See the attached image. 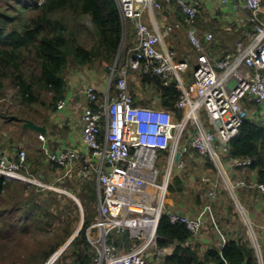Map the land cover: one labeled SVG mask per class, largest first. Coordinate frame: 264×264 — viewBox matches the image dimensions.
I'll return each instance as SVG.
<instances>
[{
  "label": "built area",
  "instance_id": "obj_1",
  "mask_svg": "<svg viewBox=\"0 0 264 264\" xmlns=\"http://www.w3.org/2000/svg\"><path fill=\"white\" fill-rule=\"evenodd\" d=\"M115 1L122 36L127 20L134 23L135 45L118 69L115 62L103 98L92 85L82 91L88 103L97 106L87 104L81 113V145L85 150L63 148L48 153L47 160L64 169L65 176L77 161L81 177H87L89 170L96 176V212L84 232L92 247V264H149L152 251L160 252L156 227L162 215L171 223H183L194 234L201 228L199 217L181 216L165 207L172 171L183 167L188 149L194 148L220 163L229 141L248 116V108L258 107L256 116L264 118V0H239L251 28L243 40L235 42L231 52L219 56L205 50L204 44L213 40V34L199 35L196 0ZM170 5L179 10L187 24L186 34L196 52L191 67L186 58L177 60L176 51L163 41L181 23L161 25L155 18V11L163 12ZM144 12L149 15V23L142 20ZM129 70L151 80L159 78L162 86L173 82L179 91L174 111L136 104L126 87ZM114 74L113 94L110 86ZM65 104L66 100H60L57 108ZM176 152L180 156L175 164ZM249 163L234 161L235 165ZM26 168L24 150H19L15 158L0 151V176L5 181H33L47 186L32 179ZM203 181L209 185L208 200L216 199V180ZM229 184L233 188L254 186L242 180ZM257 187L264 193L263 185ZM236 206L243 209L240 203Z\"/></svg>",
  "mask_w": 264,
  "mask_h": 264
},
{
  "label": "trees",
  "instance_id": "obj_2",
  "mask_svg": "<svg viewBox=\"0 0 264 264\" xmlns=\"http://www.w3.org/2000/svg\"><path fill=\"white\" fill-rule=\"evenodd\" d=\"M16 3L30 9L32 14L24 24L19 25L21 17L16 11L17 8L7 0H0V96L4 88L11 85L21 104L36 109L34 105L38 103L44 105L46 109L55 110L56 104L65 98L67 82L64 74L70 61L76 67H89L96 61L112 63L116 58L122 38V24L115 0H44L41 4H38L37 0L32 3L29 0H16ZM14 8L15 10L11 11ZM180 16L182 17L180 20L184 22L183 15ZM17 21L15 26L14 23ZM82 37L90 41V44L80 43ZM142 76L143 80H150L157 87L160 100L158 107L173 109L179 96L174 83L162 86L159 78L151 80L146 75ZM115 81L116 74L110 86V93L113 94ZM128 92L136 101L135 96L129 90ZM44 94L50 96L47 104L43 99ZM98 96L100 97L99 93ZM88 104L93 108L97 107L93 103ZM14 115L21 120L23 118L15 113ZM222 157L245 175L242 180L245 178L246 181H243L246 184H252L257 189V185L264 186V118L246 117L237 134L229 141L228 152ZM244 160H249L250 163L234 164V161ZM208 165L214 168L211 162H208ZM180 183L181 179L173 176L168 190L181 191ZM11 184L0 176V200L7 198L4 193ZM173 184L178 185V188H174ZM88 187L93 190V187ZM47 193L49 194H46L45 198L48 199L60 197L58 193ZM85 197L81 194L78 199L87 209L84 205ZM67 202L74 206L73 200L67 199ZM31 206L38 207L35 203ZM32 209L34 208L27 210L25 215L27 219L28 217L37 219L39 213L32 212ZM91 220L88 216L84 217L81 230L69 245L76 259L74 264L93 262L92 247L84 235L85 228ZM70 234L68 231L66 237L59 240L44 259L60 247ZM192 237V232L184 224L171 223L166 215H162L156 229V244L158 248L172 246L171 252L164 256L162 264L254 262L253 251L245 241L228 240L221 248L206 249L202 256H199L197 247L187 244ZM81 243L84 246L78 248L77 245Z\"/></svg>",
  "mask_w": 264,
  "mask_h": 264
},
{
  "label": "rangeland",
  "instance_id": "obj_3",
  "mask_svg": "<svg viewBox=\"0 0 264 264\" xmlns=\"http://www.w3.org/2000/svg\"><path fill=\"white\" fill-rule=\"evenodd\" d=\"M7 1L18 9H16V11L21 17L19 19V25L24 24L27 18L32 14V11L28 8L26 9L22 4H17L16 0ZM29 1L32 3L36 0ZM226 1L228 5H224L223 8L218 4L217 8L216 4L211 7L212 10L209 12V15L214 14L216 17H209L207 12H203V7L201 6L200 15L196 19L197 28L199 24L203 27L200 31L198 29L199 35L202 36V34L205 33L203 31L206 30L207 27H209L210 33L213 34V40L210 44L208 43V45L205 43V47L210 46L212 52L215 54L217 52L230 51L234 43L238 40H243L246 33L251 28L245 20L244 23L246 25H241V22H236L233 19V16L236 14L239 18H245L247 12L241 7L242 2L239 0L235 1V3H233V0ZM234 4L236 9L229 11L228 8L233 7ZM206 6L207 5H205V8H207ZM14 10L15 8L13 10L11 9V11ZM84 20L86 21V19ZM17 23L18 21L14 23V25L17 26ZM171 40L172 46L176 52H179L180 58H186L190 67L193 66L196 52L188 40L186 29L185 32L182 31V33L173 34ZM80 43L89 45L90 41L82 37ZM126 55L124 36H122L118 53L112 63H101L96 61L90 65L88 69H92L96 72L103 70L105 74H108V71L111 73V69L114 67L115 62L117 65L116 69H118ZM80 68L81 67L74 66L70 61L64 74L66 80L69 76H75V69ZM126 87L127 90L135 96L138 103H143V105L146 106H159L158 103L160 100L157 87H155L152 81L143 80V76L138 72H128ZM2 93V96H0V122H4L2 118L7 119L5 116H10L12 113H15L21 118L25 117L27 114L33 117L38 114L37 111H43L45 108L44 105L38 103L34 105L35 107L33 106L36 109L21 104L15 95V89H13L11 85H7ZM103 96V94L100 95L102 98ZM43 99L47 104L50 101V96L44 94ZM259 111L258 107L252 105L248 108L247 117L250 119L256 118L254 115ZM208 162H211L214 168H210ZM46 165L47 166L42 165L41 168H44L43 172L48 173V180L45 176L39 175L35 170H29V174L32 176L31 178L42 181L47 185L46 187H41L33 181H8L12 184L4 193V196L7 198H2L0 200V264H46L51 255H49L47 259H44L45 255L59 240H63L66 237L68 231H70L71 234L68 239L55 250V252L59 251V253L52 264H74L76 260L72 250L69 248L72 241L69 243L67 242L80 226L82 216H88L91 219L95 216L96 208L94 201L96 199V194L88 186L83 185L86 182H80L78 180L76 172L79 168V164L76 165L72 173L69 174L70 177L66 176L61 180H57V178L63 174V171L51 165ZM223 169L226 174L223 173ZM231 171L236 176H232L230 179L233 183L245 177L244 174L238 172L232 166H229V163L226 161L214 163L197 152L190 151L188 155L184 156L183 167H176L172 171L174 177L177 176L181 179L180 185L182 186V190H168L165 197V207L174 210L178 209L180 211L192 210L194 212L192 213L194 217L188 216L197 218L204 216L207 209L204 211L203 209L205 205H208L211 210L205 213V217H207V215L209 216L204 225H223L222 222L224 219L226 220L224 225H244L243 221L250 225L251 223H248V221L250 222L251 219L246 209H244L241 191L251 194L253 186H238L234 188V191L230 190L227 181H229ZM205 178L216 180L217 183V194L219 196H217V199L211 200V203L206 197L209 191V185L204 183L203 179ZM243 180L246 181L245 178ZM173 187L177 189L178 185L173 184ZM47 192L58 193L60 197H51L49 200L45 198L46 194H49ZM81 194L86 196L84 205L87 209L80 204L81 202L78 197H80ZM67 199L73 200L74 206L71 202H67ZM237 201L241 202L240 204L243 206L242 210L237 208L235 203ZM33 203L37 204L38 207H32L31 205ZM29 208H34L32 212L39 213L37 219H33V217H28L29 219H27L25 217ZM243 210L246 212L247 216L244 214ZM83 246V243L77 245L78 248H82ZM152 253L153 264H162V258L166 252L160 249L159 253L158 250L152 251Z\"/></svg>",
  "mask_w": 264,
  "mask_h": 264
},
{
  "label": "crops",
  "instance_id": "obj_4",
  "mask_svg": "<svg viewBox=\"0 0 264 264\" xmlns=\"http://www.w3.org/2000/svg\"><path fill=\"white\" fill-rule=\"evenodd\" d=\"M199 5V9L201 12V6L203 7V12H207L209 17H216L214 14H210L209 12L212 10L211 7L217 4L223 8L224 5H228V3H222L221 0H196ZM205 5H207L205 8ZM222 5V6H221ZM242 6V5H241ZM236 7H229V11L235 10ZM224 10V9H223ZM226 11V10H225ZM145 13V12H144ZM179 10L175 9L173 5L167 7V9L163 12L155 11L154 15L156 20L161 24L173 23L175 21H179L181 23V27L174 30L170 36H167L163 41L165 46L174 47L171 43L172 35L176 33L185 32L187 25L180 18ZM199 17V16H198ZM233 19L237 22H241V25H246L244 23V19L239 18L238 15H234ZM142 20L146 23H149L150 18L149 15L143 14ZM220 20V19H218ZM203 27L199 24V31ZM206 28L203 32H210ZM124 44L126 53H131L132 49L135 45V27L132 20H127L126 22V31L124 33ZM210 44V43H209ZM208 45V43H207ZM205 47V45H204ZM234 47V45H233ZM205 50L211 55H224L225 52H217L216 54L212 52L210 46L205 47ZM233 48L229 51L231 52ZM221 53V54H220ZM177 59L181 60L184 58H180L179 52H176ZM196 61V57H195ZM76 75L69 76L66 80V92L65 98L66 104L62 109H46L43 111H37L38 114L36 116L26 115L21 119L16 118L12 113L10 116H5L4 122H0V151L5 152L10 158H15L17 152L19 150L26 151L27 160V171L35 170L39 175H43L48 180V173L43 172L44 168H41L42 165L47 166L51 165L52 167H56L49 160H47L48 153L56 150H60L67 147H77L78 150H85L81 145V113L84 107L88 104V100L82 93V90L86 85H93L97 92L101 95L106 92L107 83H108V74L103 73L102 71H93L92 69H88V67H81L80 69H75ZM66 79V78H65ZM2 117V116H1ZM10 118V119H9ZM9 119V120H8ZM28 119L33 123L40 125L44 128L42 133H39L33 129L23 127L24 120ZM221 161H225L223 157H221ZM228 163V162H227ZM230 163V162H229ZM78 161L75 163L74 167L78 165ZM231 166V165H229ZM227 168H230L226 166ZM58 168V167H56ZM63 171L62 168H59ZM235 169V168H234ZM74 170V169H73ZM223 169V173H224ZM72 173V172H71ZM70 173V174H71ZM77 178L80 182H86L83 185L93 187V191L95 192V178L93 176L92 170H89L87 177L83 178L82 181L79 177L77 169ZM222 173V174H223ZM226 174V173H224ZM223 174V175H224ZM79 176V177H78ZM236 177L234 173L231 171V176H229V189L234 191V188L230 186L229 182H232L231 177ZM66 176L63 174L57 178V180L64 179ZM70 177V176H68ZM228 179V177L226 176ZM253 178V177H252ZM93 179V180H92ZM254 181V179H253ZM242 187V186H241ZM96 194V193H95ZM240 194V193H239ZM243 195L244 201V209H246L251 223L248 225L243 220L244 225H224L226 220H223V225H204L206 223L205 213L209 209L208 205H205V209H207L204 213V216L199 217L202 220L201 229L199 232L193 236L191 240L188 241V245L191 247H197L199 251V256H202V253L209 248L216 247L221 248L228 240H236V241H245L247 246L252 249L254 255V262L251 263H242V264H264V194L253 186L251 194L248 192L241 191ZM217 196H219L217 194ZM217 199V197H216ZM211 203V201H209ZM235 203H241L237 201ZM207 207V208H206ZM243 208V206H242ZM239 209V208H238ZM178 210V209H175ZM183 213L186 215H190L194 217V213L192 210H183ZM210 212V211H209ZM244 214L246 212L244 211ZM196 216V215H195ZM247 216V214H246ZM248 218V217H247ZM208 221V220H207ZM251 231V232H250ZM253 235V236H252ZM172 247H168V250L171 251ZM165 251V249H162ZM168 252V251H167ZM166 255V253H165ZM164 258V257H163ZM162 258V261H163ZM150 262V263H149ZM149 264H153V258L148 261Z\"/></svg>",
  "mask_w": 264,
  "mask_h": 264
},
{
  "label": "clouds",
  "instance_id": "obj_5",
  "mask_svg": "<svg viewBox=\"0 0 264 264\" xmlns=\"http://www.w3.org/2000/svg\"><path fill=\"white\" fill-rule=\"evenodd\" d=\"M43 2H44V0L41 1V2H40V0H37V3H38V4H41V3H43ZM199 13H200V12H199ZM198 15H199V14H198ZM197 18H198V17H197ZM186 25H187V24H186ZM196 28H197V26H196ZM186 29H187V28H186ZM197 29H198V28H197ZM205 33H206V32H205ZM204 45H205V44H204ZM234 45H235V43H234ZM233 48H234V47H233ZM228 52H229V51H228ZM176 59H177V56H176ZM184 59H185V58H184ZM177 60H179V59H177ZM181 60H183V59H181ZM193 65H195V63H194ZM130 71H131V70H129V72H130ZM109 73H110V72H109ZM139 74H140V73H139ZM110 75H111V73H110ZM109 78H110V76L108 77V80H109ZM112 81H113V78H112ZM186 81H189V80H186ZM86 86H88V85H86ZM92 86H93V85H92ZM84 88H85V87H84ZM115 88H116V87H115ZM106 89H107V88H106ZM82 91H83V90H82ZM96 91H97V90H96ZM82 93H83V92H82ZM63 100H66V99H63ZM134 100H135V99H134ZM135 103H136V104H140V103H138V102H136V101H135ZM140 105H143V104H140ZM144 106H146V105H144ZM151 107H152V106H151ZM56 108H57V104H56ZM57 109H58V108H57ZM164 109H166V108H164ZM170 110H173V109H170ZM173 111H174V110H173ZM180 116H181V113L179 112V114H177V118H179ZM190 151H195V152H197L198 154H200L196 149L190 147V148L188 149V152H187L186 155H188ZM186 155H185V156H186ZM200 155H201V156H204V157L208 158L210 161H212L210 157H208V156H206V155H202V154H200ZM26 159H27V157H26ZM26 163H27V160H26ZM50 163H51V162H50ZM52 164H53V163H52ZM53 165H55V164H53ZM55 166H56V165H55ZM56 167H58V166H56ZM58 168H59V167H58ZM63 171H64V173H65V170H64V169H63ZM68 176H69V175H68ZM78 177H79V176H78ZM79 178H80V180H82V177H79ZM93 178H95V187H94V189H95V193H96V176L94 175ZM172 178H173V177H172ZM78 180H79V179H78ZM171 181H172V179H171ZM170 183H171V182H170ZM69 195H70V194H69ZM70 196H72V195H70ZM79 201H80V200H79ZM80 204H81V203H80ZM80 210H81V209H80ZM172 210H174V209H172ZM241 210H242V209H241ZM174 211H180V210H174ZM81 212H82V211H81ZM181 212H182V211H181ZM82 213H83V212H82ZM176 213H177V212H176ZM184 215H186V214L184 213ZM184 215H181V216H184ZM186 216H188V215H186ZM188 217H190V216H188ZM93 218H94V216H93ZM93 218H92V220H93ZM92 220H91V221H92ZM91 221H90V222H91ZM83 222H84V216H82V224H81V223H80V224L83 225ZM177 223H180V222H177ZM182 224H183V223H182ZM87 226H88V225H87ZM185 227H186V226H185ZM81 228H82V226H81ZM156 229H157V227H156ZM200 229H201V228H200ZM200 229H199V230H200ZM80 230H81V229H80ZM84 232H85V231H84ZM198 232H199V231H198ZM198 232H197V233H198ZM197 233H195V234L192 233V234H193V236H194V235H196ZM84 235H85V234H84ZM75 237H76V236H75ZM75 237H74V238H75ZM192 238H193V237H192ZM86 241H87V240H86ZM187 244H188V242H187ZM168 247H172V246H167V247H165V248H159V249H165V251H166V255H167V254H169V253L171 252V251L168 250ZM58 248H59V247H58ZM171 250H172V249H171ZM167 251H168V252H167ZM54 253H55V251H54L52 254H54ZM52 254H51V255H52ZM52 256H53V255H52ZM164 256H165V255H164ZM50 257H51V256H50ZM48 260H49V259H48ZM48 260H47V262H48ZM47 262H46V263H47Z\"/></svg>",
  "mask_w": 264,
  "mask_h": 264
},
{
  "label": "water",
  "instance_id": "obj_6",
  "mask_svg": "<svg viewBox=\"0 0 264 264\" xmlns=\"http://www.w3.org/2000/svg\"><path fill=\"white\" fill-rule=\"evenodd\" d=\"M23 127H25V128H29V129H33V130H35V131H37V132H39V133H42V132L44 131V128H43V127H41L40 125H37V124L33 123L32 121H30V120H28V119H25V120H24ZM179 156H180V153H179V152H176L175 157H174V163H175V164H176V162L178 161ZM176 212H177V214H179V215H184V213L181 212V211H176ZM81 224H82V222H81ZM81 224H80V226L78 227V229L72 234L71 238L69 239V241H68L67 243L71 242V241L73 240V238H74L75 236H77L78 231H80V229H81V226H82ZM61 250H62V249H61ZM46 264H48V262H47Z\"/></svg>",
  "mask_w": 264,
  "mask_h": 264
},
{
  "label": "bare ground",
  "instance_id": "obj_7",
  "mask_svg": "<svg viewBox=\"0 0 264 264\" xmlns=\"http://www.w3.org/2000/svg\"><path fill=\"white\" fill-rule=\"evenodd\" d=\"M246 215V214H245ZM245 219V218H244ZM251 232V231H250ZM59 251H56L54 254L51 255V257H49V260H48V264H52L55 260V258L57 257Z\"/></svg>",
  "mask_w": 264,
  "mask_h": 264
}]
</instances>
